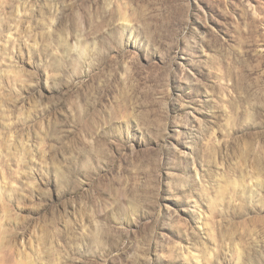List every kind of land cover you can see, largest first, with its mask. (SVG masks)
<instances>
[{"label":"rangeland","instance_id":"1","mask_svg":"<svg viewBox=\"0 0 264 264\" xmlns=\"http://www.w3.org/2000/svg\"><path fill=\"white\" fill-rule=\"evenodd\" d=\"M0 264H264V0H0Z\"/></svg>","mask_w":264,"mask_h":264}]
</instances>
